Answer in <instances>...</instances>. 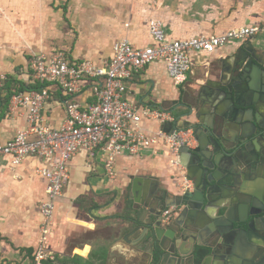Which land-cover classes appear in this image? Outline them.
I'll return each instance as SVG.
<instances>
[{
  "label": "crops",
  "instance_id": "1",
  "mask_svg": "<svg viewBox=\"0 0 264 264\" xmlns=\"http://www.w3.org/2000/svg\"><path fill=\"white\" fill-rule=\"evenodd\" d=\"M40 1L59 5L58 12L62 11L63 16L74 22L78 35L68 41V46L47 44L32 51L31 57L39 52L65 49L73 60L88 58L101 64L111 56L112 45L120 37L127 36L138 46L152 44L148 30L152 18L162 19L169 39L222 33L247 24L264 25V0ZM4 3L13 4L14 0H0V5ZM0 33V74L5 72L0 83V141L6 142L26 125V120L20 112L8 111L4 82L13 79L35 84L30 82L29 51L21 48L20 53H14L7 38L13 29L1 16ZM251 41L258 51L264 52V31ZM244 42L234 40L211 53L192 52V71L179 86L173 83L162 62L150 63L133 72L127 83L128 96L141 105L172 109L176 117L182 115L178 125L186 120L195 121L194 116L184 115L188 109L177 102L188 94L207 104L211 96L202 86L209 79L219 78L224 62H232ZM59 93L55 92L43 109L53 126L65 118L64 98ZM76 99L81 104L93 100L88 90ZM143 126L155 130L158 123L144 119ZM227 133L235 136L234 130ZM41 164L37 156L26 157L17 166L11 165L9 157H0V263L33 264L42 222L39 205L45 196V179L37 172ZM114 169L115 175L107 174L97 151L92 154L82 151L72 157L69 179L56 202L49 239L55 264H153L154 245L147 239L135 242L142 231H133L138 224L155 218L152 211L161 207L158 198L169 201L182 191L183 173L171 166L166 156L118 155ZM151 187L154 197L150 196ZM134 192L140 199L139 205L134 201ZM79 230L88 236L77 237L75 232ZM127 233H132L128 240L124 238Z\"/></svg>",
  "mask_w": 264,
  "mask_h": 264
},
{
  "label": "built area",
  "instance_id": "2",
  "mask_svg": "<svg viewBox=\"0 0 264 264\" xmlns=\"http://www.w3.org/2000/svg\"><path fill=\"white\" fill-rule=\"evenodd\" d=\"M148 30L152 44L138 46L129 37H120L112 45L111 56L101 64L88 58L73 60L65 49L35 53L29 62L30 82L42 86L12 88L8 111L23 114L26 125L8 141H0V157H9L11 165L17 166L26 157L37 156L42 160L37 172L45 179V196L39 205L40 237L33 264L54 259L49 239L56 202L69 179L70 161L78 152L97 151L111 176L115 175L118 155L166 156L169 164L183 173L182 191L193 188L178 160L181 146L196 145L192 130L178 128V117L170 108L131 101L127 83L135 70L159 61L173 83L182 85L192 71V52L211 53L234 40H252L264 31V25L247 24L222 33L169 39L163 22L152 18ZM84 90L93 100L81 104L76 98ZM55 92H60L65 105V118L58 126L51 125L43 113ZM144 119L155 121L158 128L144 127ZM168 122L173 126L165 129Z\"/></svg>",
  "mask_w": 264,
  "mask_h": 264
},
{
  "label": "water",
  "instance_id": "3",
  "mask_svg": "<svg viewBox=\"0 0 264 264\" xmlns=\"http://www.w3.org/2000/svg\"><path fill=\"white\" fill-rule=\"evenodd\" d=\"M202 89L211 100L183 102L195 121L178 126L196 140L178 157L193 188L158 198L155 218L136 226L142 232L134 241L151 242L158 264H264V52L245 40Z\"/></svg>",
  "mask_w": 264,
  "mask_h": 264
},
{
  "label": "rangeland",
  "instance_id": "4",
  "mask_svg": "<svg viewBox=\"0 0 264 264\" xmlns=\"http://www.w3.org/2000/svg\"><path fill=\"white\" fill-rule=\"evenodd\" d=\"M54 3L44 4L40 0H14L13 4L0 5V16L13 29L12 35L7 38L13 44L14 53H20L23 48L29 51L27 55L30 58L32 51L45 47L47 44L49 47H62L78 35L74 22L69 17L63 16L62 11L58 12L59 5ZM1 74L4 76L5 72ZM2 79L0 77V83ZM107 231L106 229L105 232ZM75 235L80 238L88 236L82 230L76 231Z\"/></svg>",
  "mask_w": 264,
  "mask_h": 264
},
{
  "label": "trees",
  "instance_id": "5",
  "mask_svg": "<svg viewBox=\"0 0 264 264\" xmlns=\"http://www.w3.org/2000/svg\"><path fill=\"white\" fill-rule=\"evenodd\" d=\"M15 82H17V83H15ZM19 82L20 81H16L13 79H10V81L7 80L6 82H4V85H5V83L7 84V85H5L6 86L5 88L7 89V94H6L5 99H4L5 102H9L10 97L13 93V90H12L13 87L20 89V90H26V89H32V88H40L42 86L40 84L27 85V84L19 83ZM0 98H1V95H0ZM115 216L116 215H114V217ZM77 260H80V259L77 258ZM199 261H200V258L197 259V262H199ZM158 262H159V251L156 250V251H154L153 264H158ZM42 264H55V260L46 259L42 262Z\"/></svg>",
  "mask_w": 264,
  "mask_h": 264
},
{
  "label": "flooded vegetation",
  "instance_id": "6",
  "mask_svg": "<svg viewBox=\"0 0 264 264\" xmlns=\"http://www.w3.org/2000/svg\"><path fill=\"white\" fill-rule=\"evenodd\" d=\"M188 96H189L188 94L182 95V98L177 102V104L178 103L183 104V102L188 101V100H192V98L194 100H196V96H189V97Z\"/></svg>",
  "mask_w": 264,
  "mask_h": 264
}]
</instances>
